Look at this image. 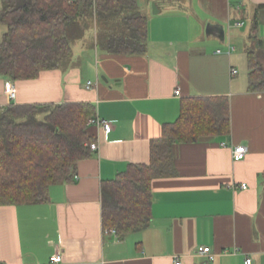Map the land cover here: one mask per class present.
<instances>
[{
    "label": "crops",
    "instance_id": "1",
    "mask_svg": "<svg viewBox=\"0 0 264 264\" xmlns=\"http://www.w3.org/2000/svg\"><path fill=\"white\" fill-rule=\"evenodd\" d=\"M151 2L137 0L147 17L143 54L107 52L95 32L93 42L71 44L59 68L33 79L0 76V107L87 102L92 117L112 126L88 125L97 149L78 161L75 181L50 187L49 201L0 205V264H47L55 253L59 264H264V91L249 90L247 76L255 17L264 38V0H180L157 13ZM207 23L221 25L223 39L206 35ZM6 30L0 23V41ZM191 96L227 97L229 134L175 143V174L152 181L149 226L123 238L105 234L102 181L147 163L151 139ZM237 145L246 147L241 160L233 159ZM197 246L210 247L213 259L196 255Z\"/></svg>",
    "mask_w": 264,
    "mask_h": 264
},
{
    "label": "trees",
    "instance_id": "2",
    "mask_svg": "<svg viewBox=\"0 0 264 264\" xmlns=\"http://www.w3.org/2000/svg\"><path fill=\"white\" fill-rule=\"evenodd\" d=\"M157 6L180 0H152ZM0 23L7 30L0 41V76L36 78L62 66L74 39L89 27L97 44L110 53L143 54L147 17L137 0H1ZM264 9V4L259 6ZM255 20L247 48L248 89L264 91V38ZM94 107L87 102L9 104L0 107V205L49 201V189L76 180L79 160L92 155L87 120ZM229 102L225 96H191L180 103L178 117L162 126L149 145L147 163H131L101 183V224L123 238L151 222L152 181L175 174L173 145L204 137L227 136ZM47 264H53L51 262Z\"/></svg>",
    "mask_w": 264,
    "mask_h": 264
},
{
    "label": "built area",
    "instance_id": "3",
    "mask_svg": "<svg viewBox=\"0 0 264 264\" xmlns=\"http://www.w3.org/2000/svg\"><path fill=\"white\" fill-rule=\"evenodd\" d=\"M237 73V69L236 68H232L231 69V74H236ZM87 87H90V81L87 82ZM4 92L7 96L8 99H14L16 96V90L15 87L13 85V83L9 80H7L4 83ZM90 124H95L98 126H101L105 132H109L112 128L111 123L108 122L107 120L104 119H100L98 117H90L87 120V125ZM89 148L91 150H96L97 149V143L96 142H91L89 144ZM233 159L234 160H241L244 158L245 153H246V147L244 145H237L233 148ZM240 187L242 189L246 188V184H240ZM107 233H115V231L113 229H109L108 231H106ZM195 254L201 257H205L207 260H212L213 259V254L211 253V249L208 246H197L195 249ZM50 262L53 264H59L61 262V255L59 253H55L54 255H52L50 257ZM174 262L176 264H180L179 260H177V258L174 260ZM244 264H251V260L250 258H246Z\"/></svg>",
    "mask_w": 264,
    "mask_h": 264
},
{
    "label": "water",
    "instance_id": "4",
    "mask_svg": "<svg viewBox=\"0 0 264 264\" xmlns=\"http://www.w3.org/2000/svg\"><path fill=\"white\" fill-rule=\"evenodd\" d=\"M157 4L153 1L152 2V12L157 13L158 12ZM205 34L206 35H214L219 37L220 39H223L224 37V31L223 27L219 24H213V23H207L205 26Z\"/></svg>",
    "mask_w": 264,
    "mask_h": 264
},
{
    "label": "rangeland",
    "instance_id": "5",
    "mask_svg": "<svg viewBox=\"0 0 264 264\" xmlns=\"http://www.w3.org/2000/svg\"><path fill=\"white\" fill-rule=\"evenodd\" d=\"M152 2H153V1H152ZM152 2H151V11H152ZM177 7H179V6H177ZM244 28H245V27H244ZM94 34H95L94 28H93L92 26L89 27V28L86 30L85 35H84L82 38H77V39H74V40H73V42H72V46H73V48L76 46V44H77L80 40H88V41L93 42V40H94V38H95ZM203 38H206V39H207L208 37H205V35H204Z\"/></svg>",
    "mask_w": 264,
    "mask_h": 264
}]
</instances>
